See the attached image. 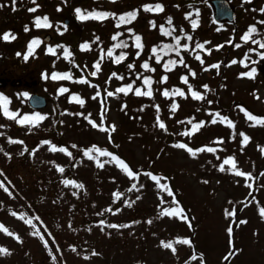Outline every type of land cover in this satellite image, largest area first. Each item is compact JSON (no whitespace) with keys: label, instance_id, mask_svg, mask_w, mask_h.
<instances>
[{"label":"rangeland","instance_id":"1","mask_svg":"<svg viewBox=\"0 0 264 264\" xmlns=\"http://www.w3.org/2000/svg\"><path fill=\"white\" fill-rule=\"evenodd\" d=\"M230 1L237 7V20L223 25L211 22L210 6H203L197 18L192 6L184 4L183 0L82 2L85 11L103 4L115 12L139 5L136 27L147 46L157 39L161 17L171 18L179 27L195 31L208 42L212 54L203 59V63H194L195 76L188 68H180L162 81L168 87L172 82L181 84V75L186 71L188 84L182 82L183 86L186 90L192 87L203 99L178 97L174 104L171 97L161 104L155 99H121L108 95L140 72V65L130 73L114 76L101 89L89 80L99 81L103 76L94 62L106 37L115 31L111 23L82 28L84 19L79 18L77 9H71L76 18L61 0H15L14 5L13 0H0L3 5L0 7V80L8 81L0 87V95L23 112L33 111L28 105L30 93L39 92L48 99L47 107L39 110L44 119L32 127L18 126L0 112V182L8 189L6 192L0 188V225L13 233L10 236L0 230V248H7L11 253L0 255V264H264V216L261 215L264 173L255 184L254 195L250 188L252 172L260 171L264 165V125L249 120L239 105L220 119L206 109L212 108L213 91L219 84V100L224 104L245 101L255 111L264 112V60L257 54L264 49L252 42H262L260 34L264 24L258 22L264 21V13L260 12L264 0L258 1L256 6L245 0ZM157 4L163 5L162 12L145 10L146 6L154 9ZM32 8L36 11H29ZM44 14L51 17L52 27H31L35 19ZM67 18L70 21L65 23ZM194 21L196 28L192 26ZM252 25L258 32L245 42L242 37ZM48 33L52 36L50 44L43 41ZM5 34H10L9 39H3ZM35 34L42 39L38 46L40 55L34 60H19L18 52L26 49ZM69 41L77 44L76 51L83 57L77 72L87 83H81L75 89L78 95L73 96L84 100L83 105L71 100L72 90L67 88L60 93L59 83L52 78L54 69L67 66L61 45ZM85 44L89 46L87 49L82 47ZM48 45L55 50L53 55L46 53ZM245 54L249 56L247 61ZM226 55L229 56L228 77L220 82L222 60ZM233 60L237 63L233 64ZM241 61H245L247 67ZM252 61L259 62L253 64ZM215 64L220 67H210ZM252 68L256 69L254 79L242 75ZM18 79L22 80L21 86H13L11 82ZM159 81L158 76L156 85ZM102 101L107 106L104 113ZM173 105L177 106L175 110ZM106 123L119 130L121 151L130 163L122 161L133 176L123 170L115 157L102 156L93 150L109 141ZM160 123L165 127H159ZM200 123L204 126L194 130ZM169 130L176 136L183 135L184 141L168 142ZM244 136L249 138L246 144ZM10 140L23 143H10ZM178 144L186 147H176ZM53 147L57 150L52 151ZM60 148L66 151L61 152ZM79 148L81 151L77 152ZM208 148L214 151L209 152ZM199 149L205 150L197 151ZM76 156L79 159L75 171L80 181L76 185H83L82 188L66 186L59 173L61 164L75 160ZM230 158H234L236 169L225 163ZM145 167L146 172L140 177L131 200L122 203L119 194L133 186L140 176L137 177V170ZM159 170L163 175H156ZM236 170L250 175L237 176ZM166 173L178 179L179 188L185 192V204L194 203L195 224L192 226L180 215H162L165 210L176 209L172 196L160 187L166 185L169 189ZM152 175L160 178L159 183L151 179ZM246 198L250 202L240 214L241 221L246 223L235 230L238 238L232 246L227 238L231 224L225 210L232 199ZM7 206L15 215L5 209ZM183 216L186 217L184 211ZM28 219L31 225L25 222ZM197 223L200 229L196 239L189 244L182 243L183 237ZM122 225L127 227H120ZM33 232L39 234L33 235ZM167 243L176 251L165 248L163 245ZM230 252L234 254L229 257Z\"/></svg>","mask_w":264,"mask_h":264},{"label":"trees","instance_id":"2","mask_svg":"<svg viewBox=\"0 0 264 264\" xmlns=\"http://www.w3.org/2000/svg\"><path fill=\"white\" fill-rule=\"evenodd\" d=\"M63 1V4L65 5V7L70 10V14H72L74 17H76L77 15H79L77 13V15H74L73 11L71 10L72 8H76V9H80L81 12L85 15H87L88 13H94V12H102V13H109V14H115V15H109L107 18H103V19H94V18H89V19H84L83 21V26L82 28L86 27V26H90L93 25L95 23H105V22H109L111 23L114 28L115 31H113L108 37H106V42L100 47L99 52L95 58V62L94 64L96 65L97 63H99L100 65V70L103 72V76L102 78L98 81L96 79L93 78H88L91 82H95L97 85H99L100 89L103 88L104 83L109 81L111 78H113L114 76H121V74L128 72L130 73L131 70L135 69L137 65H140L142 67V65L144 63H148L149 65V69H144L142 67V70L140 72L135 73V75H133L134 77H132L128 82L126 83H120L117 87H115L113 90H111L110 92L113 93V97H119L121 99H128V98H145L148 101H151L152 99L157 100L159 103H163L166 102L167 99L169 98H173V103L175 104L177 102V98L181 97L179 95H172L171 93H173L175 90H180L183 91L185 93V96L183 97H187L190 99V97H192V92H197L195 89H193L192 87H190L189 90H186L185 87L183 86V77L188 76V72H183L181 75V84H179L178 82L174 83L172 82V86L168 87V86H164L162 84V78L163 77H167L168 75L173 74L175 71L179 70L180 68H188L190 73L195 72L196 67H195V62H200L201 60L203 61V59L208 58L209 56H211V54H208V50H210L208 48V45L206 44L205 40H203L200 36L196 35V32L193 30H190L186 27H179L176 23H174L172 21V24L168 23V17H161V21L158 24L159 27V31H158V36L155 42H153L152 45L147 46L144 43V37L142 35V33L137 29L136 27V21L140 15V7L138 6H129L126 7L122 10H120L119 12H115L110 10L109 8H107L104 4L102 6H98L95 7L91 10L85 11L82 7L81 4L84 0H61ZM92 1H113V2H122V1H128V0H92ZM258 1L261 0H251V6H256V4L258 3ZM183 3L186 5H191L192 6V11L195 12L196 17L198 18V16L201 15V11L203 6H209V0H183ZM135 11L137 13L136 18L134 20H132L131 22H127V23H121L119 21V17L121 15H125L127 13L133 12ZM210 20L212 23H215L217 25H223V23H218L215 21L214 17L210 14ZM47 17L48 18V22L51 24V17L48 14H44L43 16H39V18H44ZM78 17V16H77ZM76 17V18H77ZM172 20V19H171ZM36 21V19H35ZM35 24H33L31 27L35 28L34 26ZM119 25V26H118ZM161 27H163L164 30L166 31H170L173 28L175 29V31L172 32L171 36L168 35H164L163 32L161 31ZM41 28V27H40ZM47 28V27H46ZM4 28H2L3 31ZM38 29V28H36ZM182 30V31H181ZM1 31V30H0ZM139 35L141 37V48H137L136 47V39L135 37ZM190 35L192 37L191 41H188L185 37ZM234 36V41L236 42V32L233 33ZM113 37H116V39H113ZM180 38V45L176 46V38ZM260 39L262 40V42H264V30H261V34H260ZM33 40H38L40 42H42V39L40 38L39 35H34L32 36L28 43L26 44V49L23 52H18L17 57L19 58V60H34L38 55H40L39 52V44L35 45L32 48V53L31 55H29V46L32 43ZM197 43H201V44H205V48L204 49H198L196 48V44ZM117 44H124L127 45L126 47H116ZM187 44L188 48L185 49L183 46ZM165 45H171V46H176L177 50L179 51V55H177L176 51H170L168 49H166L164 46ZM76 47L77 44H75V42L69 41V42H64L61 45V54H63L62 57L65 58L66 61H68L67 66L65 68H61V69H54L52 72V77L54 75L56 76H64L67 75L70 78L68 79H54L56 82L59 83V91L60 93L62 92L61 89H69L72 90L71 93V100L73 99L74 95H78V92L75 91L76 88H78V86L81 85L83 81L82 78L79 77V73L77 72L78 67L83 63V57L81 56L80 52L76 51ZM49 48L50 45H48V49L46 53L52 54L55 53L54 52H49ZM155 48L156 52L154 53L152 51V49ZM65 52L68 53V55H65ZM109 52H111L112 54L109 55ZM121 55L124 56V59L120 60L118 63L117 58L120 57ZM199 55L201 57V60H197L196 56ZM25 56H27L28 58L25 59ZM157 57H159V61L157 60ZM190 57L192 59H190ZM228 55H226V57L222 60V65H223V73L221 74L220 77V82L222 80H224L225 78L228 77ZM181 59L183 60V63L181 64L180 61ZM169 61H176L177 63L175 65H170V69L168 70L165 65L168 64ZM204 63H207L206 61H204ZM132 67H129V66ZM152 69H154V71H152ZM158 69L160 70V73H158ZM239 71V70H238ZM238 71L236 73H238ZM242 71V70H241ZM242 74V73H241ZM158 76L160 77V83L159 85L157 84L158 81ZM145 78H150L152 80V84H151V91H152V95L151 96H147V95H140L137 96L135 95V91L137 89L141 90L142 92H146L148 91L149 86L145 85L143 83ZM92 82V83H93ZM129 85H131V90L128 91L127 93H121L118 92L117 90L119 88H127ZM68 90V91H69ZM167 90L170 95L169 96H164L163 93L164 91ZM219 84L214 88L213 91V96H212V108H206L212 115L217 116L218 119H220L219 117L223 118L226 115H230L231 112H233L236 107L239 105L240 108L245 110V113H250L252 116L255 117H264V112L259 113L257 111L254 110V108H252V106H250L249 104H247L245 101H236V102H232L229 104H224L221 100H219ZM65 92V91H64ZM62 92V93H64ZM102 92H104L102 90ZM198 93V92H197ZM104 99L105 101L107 100V95L104 93ZM70 101V100H69ZM103 102V101H102ZM102 109H103V113L107 111V106L104 104V102L101 105ZM8 110L10 112H14L17 113V117L16 119H11L14 122H17L18 126L21 127H32L33 124H28V123H18L19 120L23 119L25 116L27 117H34L36 114H39L40 111L38 110H33L31 112H23L21 108H14L12 107L11 101L8 104ZM0 112L4 117L9 118L8 116H6L4 114V110L3 108H0ZM10 119V118H9ZM18 119V120H17ZM39 122L36 123L39 124ZM32 129V128H31ZM105 129L108 130L109 133V141L106 145L104 146H100L99 149L101 151H107L109 153H111L113 157L115 158H119L127 163H130L128 159H126L123 156V153L121 151V146H122V137L121 134L119 132V130H112V127L109 126V124L106 123L105 125ZM58 130V127H56V131ZM125 134V132H124ZM167 141L170 143H176V142H180V141H184V137L183 135H179L176 136L174 135V132H172L171 130H169V133L167 135ZM164 146V145H163ZM81 151V148H79V150L77 152ZM162 151V149H161ZM79 159V156H76L75 160H71L70 162H68L67 164H61V167L59 168V173L61 174V181H63V184H65L66 186H74L76 184H78L80 181L78 179L77 173L75 171L76 169V163ZM60 169H63V171H61ZM63 172V174H62ZM146 172V167L145 168H139L136 172V175L139 178H137V180L135 181V183L133 184V186L131 188H129L128 190H125L123 192H121L119 194V200L121 199V202L124 203L126 202V200H131V194L135 193L137 190V183L140 180V177L142 176L143 173ZM162 170H159L158 172H156L157 176H161L162 174ZM165 173V172H164ZM252 187L251 188V195H254L255 192H257V189L255 188V184H258L259 179L261 178L262 174L264 173V165L261 167V170L256 172H252ZM164 176H166V178H168V187L169 189L174 193V196H172V204L173 206L179 211V210H183L185 212V216L187 217V221L189 222V224H191V226L193 224H195L194 221V217H193V207H194V203L190 202L189 206H187V204H185L186 202V197H184L185 192L179 188L178 186V179L177 178H173L172 175H168L167 173L164 174ZM68 182V183H66ZM131 190H133V192H131ZM250 202L249 198H246L244 200H237V199H232L228 206L226 207V215L229 218L230 221V227L232 228V234L231 236L228 233L227 238L231 241V245L234 246L235 245V240L236 238H238L237 232L235 231L239 225L241 224V218H240V214L243 210V208L245 207V205H247ZM209 204V202H208ZM27 209L29 210V205L26 206ZM3 208V207H1ZM5 209L10 212L13 213L14 210L11 212L12 208L7 206L5 207ZM264 209V207H263ZM28 210L26 212H28ZM3 212V211H1ZM227 213H234V215H228ZM200 223V222H199ZM229 227V228H230ZM200 226L197 223L195 225V227L193 226V229L189 232V234L185 237H183L182 235H180L181 237H183L185 240H189L194 241L196 239V235L199 232ZM196 250V249H195Z\"/></svg>","mask_w":264,"mask_h":264},{"label":"snow or ice","instance_id":"3","mask_svg":"<svg viewBox=\"0 0 264 264\" xmlns=\"http://www.w3.org/2000/svg\"><path fill=\"white\" fill-rule=\"evenodd\" d=\"M33 2H35V0H33ZM245 2H251V0H245ZM14 4H15V0H13V5H14ZM0 7H3V5H0ZM145 10H147V11L155 10V11H158V12H162V11L164 10V8H163V5H159V4H157V5L154 6V9H153L152 7H147V6H146V7H145ZM29 11L34 12V11H36V9H35V8H32V9H29ZM76 11H77V13L79 14V18H80V19H89V18L103 19V18H107L109 15H115V14L102 13V12L88 13L87 15H85V14H83V13L81 12L80 9H77ZM260 12H261V13H264V8H261V9H260ZM136 15H137V13H136L135 11L130 12V13H127V14H125V15H121V16L119 17V21H120L121 23L131 22L132 20H134V19L136 18ZM168 23H169V24H172V20H171V18L168 19ZM258 23H260V24H264V21H259ZM35 26H36L37 28H39V27H52V25L48 22V18H47V17H44V18H42V19L38 17V18L36 19V21H35ZM118 26H119V25H118ZM153 26H155V25L153 24ZM192 26H193V28H196V27H197V23L194 21ZM25 30L27 31V28H26ZM161 31L163 32L164 35L171 36V35H172V32L175 31V29L173 28V29L170 30V31H166V30L163 29V27H161ZM181 31H182V30H181ZM257 32H258V30H257V27H256L255 25L250 26L249 29H248V32L245 33V35L242 37V40H244L245 42H248L249 40L252 39L253 34H256ZM9 36H10V34H5L4 37H3V39L7 40V39H9ZM11 38H12V39H15V36H11ZM185 38H186L188 41H191V40H192V37H191L190 35L186 36ZM113 39H116V37H113ZM135 39H136V47H137L138 49L141 48V47H142V45H141V43H140V41H141V37H140L139 35H137V36L135 37ZM252 42L255 43V44H258V46H259L260 49H264V42H261V41H258V40H252ZM39 43H40V41H38V40H33V41H32V43H31L30 46H29V55H31V53H32V48H33L35 45L39 44ZM206 43H208V42H206ZM179 45H180V38L178 37V38H176V46H179ZM126 46H127V45H124V44H117V45H116V47H126ZM176 46L165 45L164 47H165L166 49L170 50V51H176V52H177V55H179V51L177 50V47H176ZM82 47H83L84 49H87L89 46H88L87 44H85V45H83ZM183 47H184L185 49H187V48H188V45L185 44ZM218 47H222V46H218ZM236 47H240V45H236ZM196 48H198V49H204V48H205V44L197 43V44H196ZM152 51L155 53V52H156V49L153 48ZM250 51H255V49H250ZM49 52H54V50L51 49V48H49ZM111 54H112V53L109 52V55H111ZM208 54H209V55L211 54V51H210V50H208ZM257 54L259 55L260 60H264V52H260V53H257ZM65 55H68V53L65 52ZM27 58H28V57L25 56V59H27ZM122 59H124V56H123V55H121L120 57H118L116 62L118 63V62H119L120 60H122ZM159 59H160V58L157 57V60H158V61H159ZM196 59H197V60H201V57H200L199 55H197V56H196ZM248 59H249L248 54H245V61H247ZM245 61H241V63H244V64H245V67H247V63H245ZM258 62H259V61H252L253 64L258 63ZM176 63H177L176 61H169L168 64L165 65V67H166L168 70H171L169 66H170V65H175ZM180 63H181V64L183 63V60H182V59H181ZM201 63H203L202 60H201ZM232 63L235 64V63H237V61L233 60ZM129 67H132V66L130 65ZM142 67H143L144 69H146V70L149 69V65H148V63H144V64L142 65ZM210 67L218 69V68L220 67V65H219V64H215V65H211ZM95 68H96L97 70H99V68H100L99 63H97V64L95 65ZM205 70H207V69H205ZM152 71H154V69H152ZM255 73H256V69H255V68H252V70H251L250 72H248V73H244V74H242V75H245V76H247V77H249V78L254 79V78H255ZM93 74H95V73H93ZM191 75H192V76H195L196 73H195V72H192ZM52 78H53V79H57V78H60V79H68V78H70V77L67 76V75H64V76H56V75H54ZM166 79H167V77H163V78H162V81H166ZM182 79H183V82H184L185 84H188V77H187V76L183 77ZM80 82H82V83H87L86 80H83V81H80ZM143 83H144L145 85H148V86H149L148 91H146V92H142L141 90L137 89V90L135 91V95H137V96H140V95L151 96V95H152V91H151L152 80H151L150 78H145L144 81H143ZM204 87L207 88L206 85H205ZM130 90H131V85H129L127 88H124V87L119 88L117 91H118V92H121V93H127V92L130 91ZM61 91L64 92V91H67V90H66V89H61ZM171 94H172V95H179V96H181V97L185 96V93H184L183 91H180V90H175V91H174L173 93H171ZM191 94H192V97H193L194 99H196V100H201V99H203V96L200 95V94L197 93V92H194V91H193ZM25 95H26V94H25ZM108 95L111 96V95H113V93L109 92ZM163 95L167 97V96L170 95V93H169L167 90H165L164 93H163ZM257 98L259 99V97H257ZM73 99L76 100V101H77L79 104H81V105L84 104V100L80 99L79 97H73ZM9 103H10V101L8 100L7 97H4V96L0 95V108H3V110H4V114H5L6 116H8L10 119H16V117H17L18 114H17V113H14V112H10V111L8 110V104H9ZM176 107H177L176 105H173V110H175ZM246 115H247V118H248L249 120H251V121H254L255 124L264 125V118H258V117L252 116L250 113H247V112H246ZM43 119H44L43 116H40L39 114H36L34 117H27V116H25L23 119L19 120L18 123H22V124H23V123H28V124H33V125H34V124H36L37 122H39L40 120H43ZM225 119H226V118H225ZM212 122L215 123L216 121L213 120ZM229 125H230V126H233V125H231V122H229ZM203 126H204L203 123L197 124V125L194 126V130H199V128H201V127H203ZM159 127L164 128L165 126H164L163 123H160V124H159ZM112 130H113V131L115 130V129H114V126H113ZM190 134H191V133H185V135H190ZM241 135H243V134H241ZM248 140H249V138H248L247 136H244V138H243V143L246 144V143L248 142ZM221 142H222V141H221ZM10 143H23V142H22V141H14V140H10ZM73 147H75V146H73ZM176 147H179V148H185L186 145H184V144H178V145H176ZM51 150H52V151H56L57 149H56L55 147H53ZM58 150L61 151V152L66 151V149H64V148H60V149H58ZM93 150L96 151V152H99V154L102 155V156H111V155H112L111 153H109V152H107V151H101L100 149L95 148V147H94ZM204 150H205V149H199V150H197V151H204ZM188 151H189L190 153H192L193 155H195V152H194L191 148H188ZM207 151L212 152V151H214V149H212V148H208ZM262 151H264V149H262ZM69 154H70V153H69ZM85 155H89V153H88V152H85ZM89 158L91 159L92 157L89 155ZM115 159H117V162L120 164V166L123 168V170H124L125 172H127V174H128L129 176H133V173H132V171L129 170L127 164H125L122 160H119V158H115ZM225 163H226V164H230L231 167H232L233 169H236V164H235L234 158H230L229 160H226ZM100 166L103 167L102 164H101ZM60 170L63 171V169H60ZM221 171H224V168H223V167H221ZM149 175H151V174H149ZM235 175H237V176H246V175H250V174H246V173H244V172H242V171L236 170V171H235ZM151 179L154 180V181H156L157 183H159V179H160V178H158L157 176L152 175V176H151ZM66 183H68V182H66ZM76 186H77V187H81V188L83 187V185H76ZM160 187H161V188H164L165 190H167L169 196H174V193H173L170 189H168L166 185H160ZM0 188H4V184H3V182H0ZM4 190H5L6 192L8 191L7 188H4ZM9 195H11V193H9ZM129 206H130V205H129ZM109 211H111V209H109ZM227 214H228V215H234V213H227ZM13 215H15V213H13ZM162 215H172V216L180 215V216H182L184 219H187V217H184V216H183V210H182V209L179 210V211H177L176 209H168V210H165L164 212H162ZM261 215L264 216V209L261 210ZM20 219L23 220L24 217L21 216ZM25 222H26L27 224H29V225L32 224L31 219L25 220ZM101 223H103V222H101ZM149 223H151V221H149ZM240 223H246V221H240ZM189 226H191V225H189ZM109 227H113V228H115V227H118V226H117V225H109ZM120 227H127V225H122V226H120ZM0 230H3L5 233H7V234L10 235V236L13 235V233L9 232L8 229H7V228H4L2 225H0ZM228 233H229V235L231 236V234H232V228H231V227L228 229ZM38 234H39L38 232H33V235H38ZM16 239L19 240L20 238L17 236ZM41 239H43V237H41ZM182 243L189 244L190 241H189V240H183ZM163 246H164L165 248H170V249H172L173 252L176 251L175 248H173V245H172L171 243L164 244ZM73 250H75V249H73ZM10 254H11V253H10V251H9L7 248H0V255H10ZM233 254H234V252H230V253H229V257L232 256ZM93 255H96V253H93Z\"/></svg>","mask_w":264,"mask_h":264},{"label":"water","instance_id":"4","mask_svg":"<svg viewBox=\"0 0 264 264\" xmlns=\"http://www.w3.org/2000/svg\"><path fill=\"white\" fill-rule=\"evenodd\" d=\"M211 5L214 10L215 18L220 22H234L236 20V9L235 7L230 3L229 0H211ZM69 20L67 19L66 22ZM46 41L51 40V35L48 34L45 37ZM1 84H5L0 82ZM14 84L19 85L21 84V81L18 80L14 82ZM29 103L33 108H44L47 106V98L39 93H32L29 96Z\"/></svg>","mask_w":264,"mask_h":264}]
</instances>
